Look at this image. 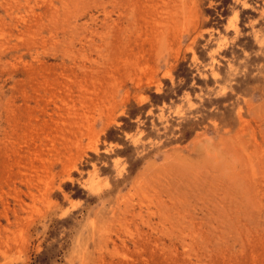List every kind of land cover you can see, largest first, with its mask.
Returning <instances> with one entry per match:
<instances>
[{
    "label": "rangeland",
    "instance_id": "1",
    "mask_svg": "<svg viewBox=\"0 0 264 264\" xmlns=\"http://www.w3.org/2000/svg\"><path fill=\"white\" fill-rule=\"evenodd\" d=\"M0 264H264V0H0Z\"/></svg>",
    "mask_w": 264,
    "mask_h": 264
}]
</instances>
